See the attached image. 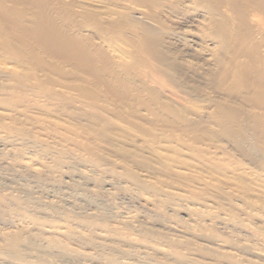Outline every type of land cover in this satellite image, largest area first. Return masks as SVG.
I'll use <instances>...</instances> for the list:
<instances>
[{"label": "rangeland", "instance_id": "1", "mask_svg": "<svg viewBox=\"0 0 264 264\" xmlns=\"http://www.w3.org/2000/svg\"><path fill=\"white\" fill-rule=\"evenodd\" d=\"M60 1L92 45L0 28V264H264L254 109L145 50L173 0Z\"/></svg>", "mask_w": 264, "mask_h": 264}, {"label": "bare ground", "instance_id": "2", "mask_svg": "<svg viewBox=\"0 0 264 264\" xmlns=\"http://www.w3.org/2000/svg\"><path fill=\"white\" fill-rule=\"evenodd\" d=\"M172 3L173 25L166 29L155 25L153 19L155 24L150 22V17L148 20L137 17L148 35L164 39L162 52L154 40L149 41L147 55L173 73L186 75L199 88L205 86L215 95L251 106L255 111L253 123L260 131L256 137L264 141V0H173ZM23 5L33 9L36 16L33 30L44 39L70 49L77 42L81 44L79 47L92 45L76 30V24L69 23L70 19L65 17L68 7L60 0H0V28L5 36L14 29L19 39H23ZM90 11L99 14L97 10ZM72 14L81 15L77 11ZM3 142L5 139L0 138V143ZM253 254L256 256L258 252Z\"/></svg>", "mask_w": 264, "mask_h": 264}]
</instances>
